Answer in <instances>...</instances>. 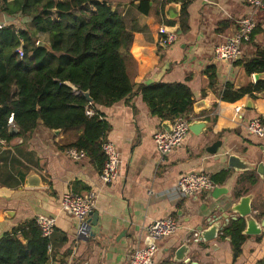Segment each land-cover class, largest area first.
<instances>
[{
    "label": "crops",
    "instance_id": "obj_1",
    "mask_svg": "<svg viewBox=\"0 0 264 264\" xmlns=\"http://www.w3.org/2000/svg\"><path fill=\"white\" fill-rule=\"evenodd\" d=\"M162 1H151L152 10L146 14L139 8L141 0H109L134 36L128 64L131 81L135 85L186 83L193 90L195 104L203 103L186 117L206 122V128L198 134L189 131L182 146L162 158L154 134L173 121L152 115L140 94L99 106L108 123L105 139L116 145L122 160L118 179L104 184L101 168L89 156L76 161L60 149L68 141L62 130L39 125L25 140L16 138L10 148H0V239L40 214L52 215L57 224L48 264H130L134 251L148 244L147 226L172 217L178 230L160 240L153 264H185L176 260V251L183 245L192 264H264V226L260 234H246L237 257L229 237L210 242L193 238L207 217L226 214L229 198L235 195L239 197L236 202L251 195L254 216L264 223V177L253 167L264 161V137L247 131L250 120L264 119V92L235 102L222 99L228 85L239 90L250 81L256 83L253 74L244 73V64L264 50V11L255 14L257 32L244 44L240 59L230 64L215 57V47L236 31L241 18L253 13L247 1L187 0L185 14L182 2H172L181 13L176 19L169 18L168 5L163 15L155 14ZM22 17L5 13L0 4V22L12 20L9 24L24 27ZM166 27L181 30L172 46L160 44ZM37 36L49 44L47 34ZM249 99L252 108L246 107ZM231 155L250 169L230 167ZM198 171L207 173L216 187L210 196L186 198L178 181L182 174ZM30 174L41 178L38 186L26 185ZM91 190L97 194V226L92 228L96 235L85 240L79 238L80 222L61 210V199L68 192ZM218 206L224 210H217Z\"/></svg>",
    "mask_w": 264,
    "mask_h": 264
},
{
    "label": "trees",
    "instance_id": "obj_2",
    "mask_svg": "<svg viewBox=\"0 0 264 264\" xmlns=\"http://www.w3.org/2000/svg\"><path fill=\"white\" fill-rule=\"evenodd\" d=\"M151 1L141 0L140 10L149 14ZM172 2H182L185 14L187 0H163L155 14L163 15ZM0 4L5 13L28 16L34 25L8 24L0 29L1 137L25 140L41 124L62 130L68 141L60 149L83 150L102 170L108 123L99 106L140 94L152 115L161 120L173 121L193 111L194 93L186 83H132L128 64L134 36L109 0H0ZM39 33L48 35L49 47L39 46ZM20 46L23 58L17 51ZM244 67L249 76L263 72L264 50ZM262 92L264 80L250 81L239 90L228 85L222 99L235 102ZM12 126L18 128L17 133H10ZM244 229L245 222L239 219L223 231L222 237L231 239L234 257L240 255L247 238ZM51 243L35 220L28 221L1 237L0 264H48Z\"/></svg>",
    "mask_w": 264,
    "mask_h": 264
},
{
    "label": "built area",
    "instance_id": "obj_3",
    "mask_svg": "<svg viewBox=\"0 0 264 264\" xmlns=\"http://www.w3.org/2000/svg\"><path fill=\"white\" fill-rule=\"evenodd\" d=\"M252 7V14L241 18L238 27L233 34L227 35L225 40L215 47V57L218 60L226 61L230 64L237 62L243 53V46L249 42L257 27L255 14L264 11V0H245ZM12 20L0 22V29L4 28ZM14 22V21H12ZM11 22V23H12ZM178 41V34L164 28L163 36L160 40L162 46H172ZM20 58L24 57L23 47L17 49ZM253 80L255 81L254 74ZM92 115V111H88ZM13 124V117L9 120ZM191 119L177 117L171 122V131L161 129L154 134V142L162 158L168 156L173 150L182 146L186 136L190 131ZM247 131L251 135L264 137V122L261 118H254L247 124ZM11 147V141L0 136V148ZM102 150L105 154L104 166L100 172V179L104 184H113L120 175L121 154L116 145L105 139L102 143ZM67 154L73 160L79 161L87 156L83 150L75 148L67 150ZM216 184L211 177L203 172H186L182 174L178 181V189L186 198L198 196H210ZM97 194L94 190L86 194L68 192L61 199V210L72 214L81 226L91 217L96 208ZM36 225L40 228L43 237L51 238L55 232L57 219L52 215L40 214L35 218ZM178 230V223L172 217L159 218L154 220L146 228L148 234V244L137 248L130 260V264H153L160 249V240L169 237ZM193 238L200 241V233L196 231ZM51 249V247H50Z\"/></svg>",
    "mask_w": 264,
    "mask_h": 264
},
{
    "label": "water",
    "instance_id": "obj_4",
    "mask_svg": "<svg viewBox=\"0 0 264 264\" xmlns=\"http://www.w3.org/2000/svg\"><path fill=\"white\" fill-rule=\"evenodd\" d=\"M169 8L167 14L170 19H176L180 17L181 13L179 12V7L169 3ZM169 31H172L176 34H181V30H176V28H169ZM39 46L49 47L48 43H45L43 41L39 42ZM244 73L247 74L246 69H244ZM248 75V74H247ZM255 81L258 82L260 80H264V71L260 73L254 74ZM85 95L87 98L92 101V98L90 97L89 92H86ZM195 109L198 110L203 106V103L197 102L195 105ZM247 108H252V100L249 99L247 104ZM168 126L165 128L168 131H171V122L168 121ZM207 123L204 121L199 120H191L190 122V131H193L194 133H200L203 131L204 128H206ZM58 131V130H56ZM18 132V128L15 126H12L10 128V133L15 134ZM211 151V150H209ZM229 166L232 168H235L237 170H248L250 169V165L246 164L242 160H240L237 156L231 155L229 156ZM253 167L257 168L258 174H260L261 177H264V161L258 163L257 165H253ZM41 182V178L35 175L30 174L28 176L26 185L27 186H38ZM215 189V188H214ZM217 192H222L221 188L217 189ZM237 197L231 196L229 198L230 208L227 209L228 213H232L231 216H228V213L223 215H212L206 218V225H201L198 227V232L200 233V241H197L194 239L195 242H210L215 240L216 238L222 236L224 229L231 224L232 221H238L239 219H243L245 222V229L243 231V234H260L262 232V228L264 226V223L258 221L256 217L254 216L253 209L251 206L252 196L246 195L242 196L238 202ZM217 210L223 211L224 209L220 206L217 207ZM97 218L98 213L92 212L91 217L81 226L79 231V238L87 240L89 237H94L96 234L92 231L93 226H97ZM222 218L225 220L222 222ZM187 251V245L181 246L176 251V260L182 261L185 264H192L191 260L185 256V252ZM173 264H178V262H174Z\"/></svg>",
    "mask_w": 264,
    "mask_h": 264
},
{
    "label": "rangeland",
    "instance_id": "obj_5",
    "mask_svg": "<svg viewBox=\"0 0 264 264\" xmlns=\"http://www.w3.org/2000/svg\"><path fill=\"white\" fill-rule=\"evenodd\" d=\"M23 18V17H22ZM22 20H24V21H22V25L24 26V27H28V26H26V25H32L33 26V24H32V19L30 18V17H28V16H25ZM42 38V36H38V38L37 39H41ZM44 41H47V39H44ZM40 42V41H39Z\"/></svg>",
    "mask_w": 264,
    "mask_h": 264
}]
</instances>
